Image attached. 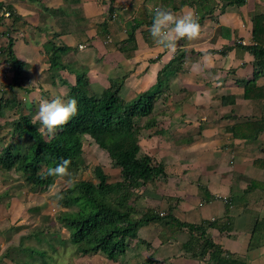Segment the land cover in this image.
<instances>
[{
  "label": "crops",
  "instance_id": "crops-1",
  "mask_svg": "<svg viewBox=\"0 0 264 264\" xmlns=\"http://www.w3.org/2000/svg\"><path fill=\"white\" fill-rule=\"evenodd\" d=\"M3 1L18 19L12 15L0 30V48L7 45L9 27L14 53L25 63L23 81L42 79L54 96L69 100L68 84L76 83V74L64 70L52 76L46 48L51 42L71 49L63 62L88 74L96 96L122 78L127 101L160 92L153 115L138 123L156 121L141 134V154L163 163L167 176L144 190L140 207L192 225L213 223L207 236L222 256L236 264H264V130L251 138L264 127V71L249 50L256 45L251 15H264V0L242 5L233 0ZM157 6L194 12L201 35L178 41L174 52L157 47L149 31ZM136 18L142 22L136 43L126 44ZM179 54H184L180 69L170 70L158 86L159 72ZM205 55L211 57L207 67ZM190 237L183 228L161 242L146 227L140 238L152 243L134 242L133 253L124 257L132 264H209L207 256L186 250Z\"/></svg>",
  "mask_w": 264,
  "mask_h": 264
},
{
  "label": "trees",
  "instance_id": "trees-1",
  "mask_svg": "<svg viewBox=\"0 0 264 264\" xmlns=\"http://www.w3.org/2000/svg\"><path fill=\"white\" fill-rule=\"evenodd\" d=\"M78 3L79 0H67ZM246 0H233L231 4L242 5ZM7 8L14 15L12 7L0 0V13ZM179 7H176V10ZM52 12H62L55 10ZM253 34L256 45L249 47L256 59L257 69L264 71V15L253 13ZM140 19V18H139ZM138 18L129 24L126 44L136 43V31L142 26ZM8 27L7 45L0 48V57L7 56L12 73L10 91L25 90L22 84L25 63L14 53V38ZM47 55L50 73L68 71L76 74V83L69 85V99L78 102V114L66 125L57 128L53 133L47 129L42 131L36 121L33 123L35 108L29 106V114L20 113L19 118L12 123L9 137L13 140L24 141L26 146L14 151L13 144L4 146L0 153V169L7 172L22 173L24 182L32 192H45L58 178H41V170L55 167L63 159L72 161L70 172L78 173L85 169L84 140L87 136L112 160L113 167L119 170V179L109 182V177L102 166L93 169L95 181L79 180L74 187H68L60 192L63 196L58 205L62 211L58 222L70 230V242L83 255L104 254L109 260L124 257L134 242L151 244L140 238L141 232L151 228L154 239L168 242L173 235L186 228L190 234L188 252L194 257H208L209 264H236L222 256L223 251L207 236L208 228L213 223L192 225L181 222L174 215H161L154 210L141 209L144 190L160 179L167 176L165 166L150 155L141 154L140 137L145 129L156 125L151 119L145 126L138 121L153 115L155 102L160 92L148 91L133 100L127 101L121 95L125 78L110 81V86L96 96L90 89L88 74L83 71H73L70 64L63 62L62 56L71 50L68 47H58L47 43ZM132 50L129 56L133 53ZM184 54L177 55L159 72L158 83L174 67L180 69ZM53 76V74H52ZM67 84V83H66ZM21 107L15 94L12 99L0 97V118L7 117L8 111ZM264 130L257 128L253 139ZM26 140V141H25ZM33 249V248H32ZM32 252H35L32 250ZM36 253V252H35Z\"/></svg>",
  "mask_w": 264,
  "mask_h": 264
},
{
  "label": "rangeland",
  "instance_id": "rangeland-1",
  "mask_svg": "<svg viewBox=\"0 0 264 264\" xmlns=\"http://www.w3.org/2000/svg\"><path fill=\"white\" fill-rule=\"evenodd\" d=\"M7 59V56L0 57V97L12 99L15 94L21 107L8 111L7 117L0 118V153L4 146L14 141V151L21 149L23 152L26 143L9 137L12 123L19 118L21 112L30 113L26 103L33 104L32 109L35 108L36 114L42 101L51 100L56 96L43 86L44 81L41 78L38 82L36 77L30 76L25 78V81L22 80V84L25 90L29 91L33 88L34 93L18 89L10 91L12 73ZM70 65L76 72H83L73 64ZM32 71H29L28 75L32 74ZM55 93H58L57 90ZM62 99L67 101L68 97ZM37 122L42 128L40 122ZM84 161L85 169L77 174L73 173L76 181H95L93 169L96 166L104 168L109 182H116L119 179V170L113 167L107 152L103 151L89 136L84 140ZM55 183L59 187V194L68 188L65 181L59 178ZM62 211L66 209L59 207L58 201H54V198L49 195V189L45 192H32L25 184L22 173L0 169V264L13 262L17 264H132L126 259L127 257L109 261L104 254H81L69 240L70 230L64 228L57 220ZM128 251L130 256L133 250Z\"/></svg>",
  "mask_w": 264,
  "mask_h": 264
},
{
  "label": "clouds",
  "instance_id": "clouds-1",
  "mask_svg": "<svg viewBox=\"0 0 264 264\" xmlns=\"http://www.w3.org/2000/svg\"><path fill=\"white\" fill-rule=\"evenodd\" d=\"M149 31L157 47L174 52L177 49L178 41L197 39L201 35L202 28L194 12L176 13L169 8L157 6L154 9ZM203 61L204 66L207 67L210 64L211 57L205 55ZM199 68V64L194 65V70H199ZM77 114L78 102L76 99L65 101L60 97H55L40 103L38 111L33 117V123L39 121L42 125L39 131L47 129L49 133H53L57 128L66 125ZM71 163L70 159H63L55 167L42 169L38 175L41 178L56 177L64 180L67 187H74L76 177L69 170ZM65 178L67 179L65 180ZM49 195L54 198V201L63 199V196L59 194V187L56 183L49 186Z\"/></svg>",
  "mask_w": 264,
  "mask_h": 264
},
{
  "label": "built area",
  "instance_id": "built-area-1",
  "mask_svg": "<svg viewBox=\"0 0 264 264\" xmlns=\"http://www.w3.org/2000/svg\"><path fill=\"white\" fill-rule=\"evenodd\" d=\"M11 19H12V12L7 8H4L0 13V30L6 28Z\"/></svg>",
  "mask_w": 264,
  "mask_h": 264
}]
</instances>
